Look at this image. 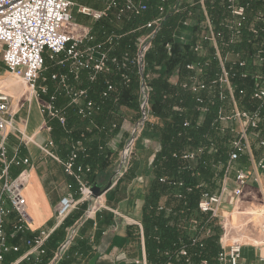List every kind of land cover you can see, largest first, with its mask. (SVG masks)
Masks as SVG:
<instances>
[{"label":"trees","instance_id":"1","mask_svg":"<svg viewBox=\"0 0 264 264\" xmlns=\"http://www.w3.org/2000/svg\"><path fill=\"white\" fill-rule=\"evenodd\" d=\"M234 2L244 8L241 18L231 14V0H165L163 4L160 0H149L148 9L138 16L128 15L117 22L111 12L100 21L82 24L90 28L97 42H102L107 34H114L111 55L119 59L125 52L133 57L138 38L149 32L146 25L160 18L159 29L144 55L142 72L131 63L122 67L119 62L109 64V71L98 74L94 81L82 77L78 86L96 102L98 112L82 120L75 108L65 103L62 111L66 126L61 127L56 120L49 121L54 145L51 152L64 163L73 145L80 141L82 149L78 150L74 165L91 170L83 171L81 178L85 181L93 178L96 183V173L98 179L106 181L112 177L118 161L117 152L109 149L108 141L118 133L124 117L133 122L142 117V83L147 87V115L154 122H144V128L159 146L146 170L141 230L138 226L132 227L135 238L143 239L146 264H201L202 261L218 264L221 225L217 218L198 209L202 196L215 193L221 185L233 138L229 128L235 124L225 125L218 118L220 110L224 117L230 116L233 110L229 93L226 88H220L218 79L224 69L239 111L258 106L253 98L255 83L264 81V0ZM84 5L103 8L93 0ZM161 6L163 13L159 12ZM210 30L215 36L222 67L210 39ZM195 47L199 50L194 51ZM47 61L45 59V64ZM189 65H194L195 69L188 70ZM55 70L63 72L54 66ZM191 78L208 86L213 81L215 84L211 89L193 92L191 88H183ZM108 86H111L110 91H107ZM60 97L63 96L58 97L57 107L62 103ZM197 97L202 98V104L197 103ZM185 120L190 122L188 127H183ZM112 124L117 126L115 131L110 130ZM199 148L203 149L202 153L194 161L188 162L179 156L184 151ZM133 176L132 169L123 174L117 185H125ZM69 179L71 188L77 191V183L72 177ZM179 183L183 187H179ZM85 206L83 203L65 218L53 233L47 250L58 241L56 237L64 234L66 227L80 218ZM182 250L185 257L180 256ZM45 258L47 261L49 257Z\"/></svg>","mask_w":264,"mask_h":264},{"label":"built area","instance_id":"2","mask_svg":"<svg viewBox=\"0 0 264 264\" xmlns=\"http://www.w3.org/2000/svg\"><path fill=\"white\" fill-rule=\"evenodd\" d=\"M103 5L102 9H93L87 6H77L70 0H0V48L2 49V62L7 73L17 79L22 80L28 87L32 97L39 102V109L45 119V130L50 133L49 121L56 120L61 127L66 126V117L62 109L57 107L56 101L61 95L67 100V105L75 108L76 115L83 119H88L98 112V105L88 98L87 91L79 88L82 77H87L89 81H94L100 73L109 71V64L122 67L131 63L140 72L144 68V55L151 47V39L159 29L160 18L148 23L149 30L144 37L138 38L136 43V53L131 57L127 52L123 53L119 59L111 55L112 40L114 34H107L102 42L95 41L90 28L73 22L71 11L76 7L77 14L89 18L96 22L113 12L115 21H122L128 15L138 16L148 9L149 0H93ZM231 0V14L241 18L244 8L237 6ZM165 0H160L163 4ZM163 13V6L159 8ZM210 28V24L207 21ZM264 23V21H263ZM186 26V24H184ZM210 39L216 50V55L221 62L220 55L216 48L215 36L210 30ZM168 48V46H167ZM195 47L194 51H198ZM45 59L53 66L63 72L52 73L49 77H43ZM241 65V64H240ZM222 67V66H221ZM188 70H194V65L187 66ZM189 84H184L183 88L195 91L211 89V85L196 82L191 78ZM47 82H53L55 89L50 92ZM220 88H226L233 103V110L230 116L224 117L222 111L218 112V118L225 125L233 122V128L229 132L233 134L230 143L228 159L224 166L222 184L218 191L212 194H204L198 203V209L203 214H210L217 218L215 211L221 203V196L225 192L224 181L227 179L233 165L238 159L251 152V140L256 141L259 147H264V140L261 139V126L264 125V81L261 84L255 83L256 89L253 98L257 100L258 106L252 110L239 111L236 107L232 89L224 69L222 76L218 79ZM111 86L107 87V91ZM107 91L103 94L105 97ZM147 87L142 83L141 94L144 114L148 112ZM220 98L223 92L220 89ZM47 99H44V98ZM197 103L202 104V98L197 97ZM11 97L0 91V264H54L60 260L67 250L69 241L66 240L54 251L51 259L46 262V244L50 241L54 231L63 223L65 218L72 212L77 204L74 195L70 192L65 194L58 201L54 213V226L52 228H40L30 233V219L27 213L26 199L23 189L27 180L26 170L29 166V159L21 158L19 152L15 151L9 158L5 141L7 132L11 127L10 120L5 116L10 110ZM147 107V108H146ZM204 111H206L204 109ZM190 122L185 120L183 127H188ZM115 128V124L111 125ZM227 128V127H223ZM228 129V128H227ZM53 142L48 140L47 146L42 147V152L51 159L60 162L66 176L72 177L78 184L81 200L91 199L90 190L82 183L81 166L75 167L78 150L82 149V143L77 141L73 145L66 162L62 163L52 152ZM50 148V150H48ZM129 148L126 146L122 152ZM202 148L197 151H184L179 154L185 161H194L197 155L202 153ZM125 161V160H124ZM12 167L21 168V172L15 177H10ZM260 168H264L263 163H259ZM76 168V169H75ZM87 171V170H84ZM247 175L239 170L235 175V182L238 188L234 191L235 196H239L241 188L246 183ZM163 182L164 180H160ZM183 187L182 183L178 184ZM180 198L181 195H178ZM13 216L11 231L6 232L8 219ZM221 225V224H220ZM224 230V226L221 225ZM73 236V232H72ZM224 236V233L221 237ZM9 241H19L20 243H9ZM221 241V239H220ZM195 242V241H194ZM242 246L235 242L229 248H221L218 254V264H238ZM180 256L185 257V251H180ZM201 264H206L202 261Z\"/></svg>","mask_w":264,"mask_h":264},{"label":"crops","instance_id":"3","mask_svg":"<svg viewBox=\"0 0 264 264\" xmlns=\"http://www.w3.org/2000/svg\"><path fill=\"white\" fill-rule=\"evenodd\" d=\"M6 75H9L6 69L0 70V91L12 99L10 110L5 116L11 123L5 146L9 158L18 151L21 158L29 159L23 194L31 233L53 225L58 201L73 188L69 177L63 175L61 163L42 152L41 148L46 147L51 139L50 133L45 130V119L40 112L39 102L30 91L29 94L24 93L27 85L20 79H9ZM49 88L50 92L55 89L51 83ZM130 128V122L121 124L120 131L108 141L110 150H114L121 139H128ZM144 131L146 134L143 133L140 138L142 148L133 151L123 172L133 169V178L119 186L115 179L113 186L100 198L86 200L82 215L68 227H72L74 240L62 260L54 264H143V239L135 238L132 227L138 226L141 230V209L148 175L146 170L157 151V143L147 139L149 131ZM261 139L264 140V125L261 126ZM250 145L251 152L241 156V162L233 165L224 181L225 192L215 214L224 226V230L221 229V235L224 233V236L220 235L221 241L219 239L221 248L227 250L238 242L242 246L238 264H264V168L259 167L261 162L264 165V147H259L253 140ZM239 170L246 173L247 179L240 195L235 196L234 191L238 188L235 175ZM10 177L13 178L12 175ZM110 179L101 180L102 183L97 185L104 188ZM10 218L6 225L7 233L11 231L14 219L13 216ZM57 239L56 243L61 242L63 235Z\"/></svg>","mask_w":264,"mask_h":264},{"label":"rangeland","instance_id":"4","mask_svg":"<svg viewBox=\"0 0 264 264\" xmlns=\"http://www.w3.org/2000/svg\"><path fill=\"white\" fill-rule=\"evenodd\" d=\"M70 1H72L75 5H77V6H86V5H84V2H87L88 0H70ZM190 2H192V0H189ZM71 16H72V19H73V22H75V23H77V24H86V25H89L90 23H91V20L89 19V18H85V17H83V16H80L79 14H77V12H76V7H74L73 9H72V11H71ZM84 26V25H82V26H84V27H87V28H89L88 26ZM147 35V34H146ZM145 36V35H144ZM143 36V37H144ZM221 66H222V64H221ZM45 70L42 72V76L43 77H46V76H49V74L51 75L52 73H56V71L57 70H55L54 71V66H53V64L50 62V61H47V63L45 64ZM5 69V66L3 65V63L2 62H0V70L2 71V70H4ZM6 77H8L9 79H14V80H16V81H18L19 79H17V78H15V77H13V76H11V75H6ZM15 82V81H14ZM49 83H51V85H53L54 87H55V84L53 83V82H47V84H48V86H49ZM22 85V84H21ZM23 86V85H22ZM29 87L27 86L26 87V89L24 90L25 92L24 93H26V94H29ZM61 98V101H62V103H60V106H59V108L60 109H64V105H65V103H68L67 101H66V99L65 98H63V97H60ZM147 108V107H146ZM147 109H149V107L147 108ZM34 112H33V117H34ZM80 118V117H79ZM80 119H82V120H85V119H83V118H80ZM153 118H151V117H149L147 114L146 115H143L142 114V117L139 119V121H137V122H133L132 120H128L126 117H124L123 118V120H122V122H121V124L122 123H125V122H130L131 123V128H130V135H129V137H128V139H121L120 140V143H118L119 142V140H118V142H116V143H118L117 144V146L115 147V149L114 150H112V151H114V152H117V155H116V161H117V159H118V161L116 162L117 163V168H116V170H115V172L113 173V175H112V177H111V179H110V182L108 183V185L110 184V186H109V188L105 191V192H107L112 186H113V183L115 182V179H117L116 180V182L118 183V181H119V179H121V177L123 176V172H124V170H125V167H126V165L128 164V160L129 159H131V154L133 153V151L137 148V149H141L142 148V142H141V140H140V138H141V135L143 134V133H145V129L146 128H144V122H152L153 120H152ZM121 124H120V126L118 127V132L120 131V127H121ZM48 125H49V122H48ZM115 130L117 129V126H116V124H115V128H114ZM114 129H110L111 131H115ZM146 134V133H145ZM43 135H45L44 133H43ZM116 135V134H115ZM150 135V134H149ZM149 135H148V137H149ZM147 137V139H150V140H152L153 142H156L154 139H152V138H148ZM7 139V138H6ZM115 139V138H114ZM116 140V141H117ZM109 141H111V139H109ZM157 143V142H156ZM253 143V142H252ZM126 146L129 148V150H127V152H125L124 153V155H125V159L123 158L122 159V152H123V150H124V148H126ZM158 143H157V150H158ZM142 151V150H141ZM157 152V151H156ZM156 154V153H155ZM142 155V154H141ZM242 157H240L239 159H238V162H236V163H239V162H241V159ZM125 160V161H124ZM235 163V164H236ZM60 166H61V168H62V172H63V175H66L65 174V172H64V169H63V167H62V165L60 164ZM82 169H83V171L84 170H87L85 173H89L91 170H90V168L89 167H82ZM21 168H15V167H12L11 168V170H10V175H12L13 177L15 176V175H17V174H19L21 171ZM0 171H1V168H0ZM83 173V172H82ZM81 173V174H82ZM95 175H96V183H93V178L90 180L89 178H87V181H85V180H83L82 178H81V181H82V183L90 190V188L92 187V186H94V185H96L97 187H99L97 184H100V183H102L101 182V180L100 179H98V176H97V174L95 173ZM85 176V175H84ZM76 182V181H75ZM1 181H0V187H1ZM117 183H116V185H117ZM221 184H222V182H221ZM78 185V184H77ZM90 185H92V186H90ZM107 185V186H108ZM107 186L106 187H104V188H100L101 190H104V189H106L107 188ZM72 191L70 192V193H72L73 195H74V198H75V200H77V204H76V206L74 207V209L72 210V212H76L77 210H78V208H80V206L83 204V203H86V199L85 200H81V195H80V193H79V188H77V191H75L74 189H71ZM91 192V191H90ZM104 192V193H105ZM103 193V194H104ZM102 194V195H103ZM101 195V196H102ZM101 196H99L98 198H100ZM91 198H93L92 197V193H91ZM71 212V213H72ZM70 213V214H71ZM258 217V216H257ZM10 219L11 218H9L8 219V223L10 222ZM53 221H54V217H53ZM63 223H61V225H62ZM61 225L59 226V227H61ZM54 226V223H53V225L51 226V227H49V228H52ZM48 229V228H47ZM66 230L64 231V234H63V239L61 240V242H59V243H54L53 244V247L52 248H50L49 250H47L48 252H47V256L46 257H51V256H53V253L52 252H54V251H56V249L57 248H59V246L62 244V243H64V241H66V240H68L69 241V245L73 242V240H74V237L71 235V233H72V227L71 228H68V227H66L65 228ZM55 232V231H54ZM67 236V237H66ZM50 242V241H49ZM48 242V243H49ZM9 243H12V241H9ZM48 243L46 244V247H47V245H48ZM68 245V247H67V250H68V248H70V246ZM45 247V248H46ZM54 250V251H53ZM52 253V254H51ZM66 254V251H65V253L64 254H62L63 256ZM63 258V257H62ZM62 258L60 259V260H58V262L59 261H61L62 260ZM48 260H50V258H48ZM42 264H44V263H42ZM143 264H146V260H143Z\"/></svg>","mask_w":264,"mask_h":264},{"label":"water","instance_id":"5","mask_svg":"<svg viewBox=\"0 0 264 264\" xmlns=\"http://www.w3.org/2000/svg\"><path fill=\"white\" fill-rule=\"evenodd\" d=\"M141 111H142V114H144L145 112H144V109L143 108H141ZM109 186H110V184L107 186V188L106 189H104V190H101L99 187H97L96 185H94V186H92L91 188H90V191H91V193H92V197L93 198H98L99 196H101L108 188H109Z\"/></svg>","mask_w":264,"mask_h":264},{"label":"bare ground","instance_id":"6","mask_svg":"<svg viewBox=\"0 0 264 264\" xmlns=\"http://www.w3.org/2000/svg\"><path fill=\"white\" fill-rule=\"evenodd\" d=\"M22 81V80H21ZM23 82V81H22ZM24 83V82H23ZM25 84V83H24ZM26 85V84H25Z\"/></svg>","mask_w":264,"mask_h":264}]
</instances>
